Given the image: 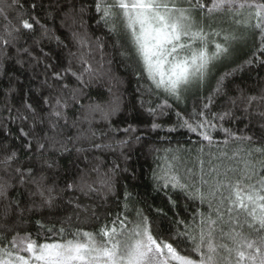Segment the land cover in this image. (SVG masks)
<instances>
[{
  "label": "snow or ice",
  "instance_id": "snow-or-ice-1",
  "mask_svg": "<svg viewBox=\"0 0 264 264\" xmlns=\"http://www.w3.org/2000/svg\"><path fill=\"white\" fill-rule=\"evenodd\" d=\"M20 7V0H5L0 5V17L7 21L5 35L0 36V49L5 54L9 47H16L21 29L31 34L35 25L43 30L45 38L63 45L37 16L22 19L28 15L26 11L16 13L19 27L11 25L9 16ZM42 7L43 0H33L30 5L32 10ZM92 8L99 17L97 24L102 23L114 38L113 47L118 49V54L133 60L137 79L147 81L146 85H141L144 92L140 104L153 117L150 129H163L164 125L157 123V119L174 115L175 121L167 129L169 133L183 130L198 137L197 141L189 137L192 147L152 149L157 153L153 189L164 193L173 217H168L163 208L150 207L154 215L146 214L138 196L127 187L123 199L117 198L121 211L115 214L97 215L95 209L82 204L81 196L91 198L102 192L115 195L113 175L119 165L107 171H102L99 164L78 168L77 174L65 179L63 188H59L55 180L49 183V177L44 174V167L52 169L56 165L54 160L43 159L45 153L71 151L67 146L69 141L73 144L87 141L88 147H76L75 151L88 153L112 149L113 143L125 146L133 140L137 143L141 140V136L135 135L137 129L129 125L122 130L126 139L95 142L98 137L92 124L96 114L107 123L110 132L121 131L111 123V118L121 111L118 96L106 105L88 106L79 119L86 121L89 127L81 129L75 141L72 137H63L61 121L67 126L68 109L84 107L80 103L83 89L70 88L65 78L70 76L78 84L87 86L104 74L103 63L94 65L92 62L94 51L103 52V38L96 37L93 41L87 32L79 30L83 28L84 15ZM216 17L220 18V24L230 26L215 27ZM61 26L68 27L77 50L68 53L71 59L66 67L51 73L53 84H49L48 79L43 82L51 90L50 95L41 97L49 109L47 131L42 136L29 138L28 132L20 130L25 139L21 149L31 154L30 160L32 156L43 159V165L37 172L31 165L20 164L17 150L0 148L3 153L0 156V200L7 201L5 218L12 208L18 209L22 218L23 213L31 209L21 208L18 199L9 200L8 193L15 184L30 185V196L39 197L38 204L32 201L33 208H57L58 202L67 196L64 203L73 212L59 221V227L36 220L38 230L34 234L26 230L22 233L17 224L0 225V264H264V90L259 96L245 95L240 90L239 96L230 98L231 106L226 110L211 111L216 97L226 94V81L231 76L246 67L264 66V0H210V3L205 0H93L92 5L70 7L64 13ZM250 44L248 59L221 74L211 92L197 96L188 111L189 94L194 90L202 91L217 65L231 62L238 48L247 49ZM16 52L37 59L28 48L16 47ZM48 55L44 54L46 58ZM52 67L45 65L46 69ZM25 108L35 117L36 110L31 104L25 103ZM236 110L245 114L249 124L251 117H259L258 136L238 134L224 127L225 121L238 119ZM39 122L44 124L45 118H39ZM77 123L73 121L72 126L76 127ZM249 124L245 125L246 129ZM216 131L224 133L222 141L214 140L212 133ZM107 134L101 132L99 138ZM193 149L197 168L187 167L181 155ZM84 160L88 161L87 155ZM170 192L199 202L200 207L191 213V219H184L174 211L179 204ZM205 205L206 211L202 210ZM82 215L85 221L94 222L90 230L80 225ZM156 217L167 218L168 226L161 227Z\"/></svg>",
  "mask_w": 264,
  "mask_h": 264
},
{
  "label": "trees",
  "instance_id": "trees-1",
  "mask_svg": "<svg viewBox=\"0 0 264 264\" xmlns=\"http://www.w3.org/2000/svg\"><path fill=\"white\" fill-rule=\"evenodd\" d=\"M5 0H0V5L4 4ZM33 0H20L21 7L16 9L9 16L11 25L20 26V19L17 18L16 13L20 11L28 12L22 19H29L30 16H37L42 24H45L48 29L58 36L63 45H58L55 39L45 38L42 34V29L39 25H35V31L28 34L26 30L21 29V35L16 47L28 48L33 57L31 59L23 52L19 55L16 52V47H9L5 54L3 49H0V148H10L17 150L20 155V164L27 167L31 165L39 172L43 165V159L54 160L56 165L52 169L44 167V174L49 177V183L55 180L59 188H63L65 179H68L77 174L78 168L92 167L99 164L102 171L112 169L114 165H119V169L114 173V188L115 195L99 193L94 194L91 198L80 197L81 203L89 205L91 209H95L97 215H103L108 212L113 214L121 211L120 204L117 198L123 199L124 188L134 195L138 196L141 201L140 206L145 209L146 214L154 215L150 211L155 208H163L168 217H173V211L169 210L167 200L163 192H156L153 189V169L157 166L155 157L157 153L152 151L155 148H176L192 147L189 142V137L192 141H197L198 137L194 134H189L186 131H178L169 133L167 131L174 121L175 116H162L157 119V123L164 125L161 130L152 131L150 125L153 117L149 116L144 108L141 107V93L144 89L141 85H146L147 81L138 80L136 77L137 66L133 60L122 58L118 54V49L113 47L114 38L110 36L105 26L97 24L99 18L94 11L90 9L83 17V28L81 31L87 32L94 41L96 37H102V42L105 47L103 52L94 51L93 64L103 63L102 72L104 73L99 79L93 80L87 86L80 85L72 77H66L65 83L70 85V88L81 87L83 89V96L80 103L84 106H71L67 111L68 123L64 126L63 121L61 125L64 128L63 137H72L73 141L79 134L81 129H88L89 125L86 121H81L83 113L87 112L89 105L94 104H108L114 97L118 96L121 103V111L111 118L113 128L120 129L119 132H110L106 122L100 119L99 114H96L92 124V128L97 132L96 143H111L126 139L125 133L122 131L129 125H133L137 131L135 135L141 136L139 143L134 140L125 146H120L113 143L112 149L99 150L88 153H77L76 147H88V142L81 140L73 144L69 141L67 146L71 151L60 152L53 150L46 152L42 160H37L35 156L29 157L30 153L21 149L22 143L25 142L21 134V129L29 133V138L35 136H42L47 131V116L49 109L41 101L42 96H48L51 90L43 83L48 79L49 84H53L51 73L53 71H60L63 67L67 66V61L71 59L68 53L75 52L77 49L74 46L67 26L62 27V19L64 13L72 6L77 9L82 5H92L93 0H43V7L32 10L30 5ZM205 3H210V0H205ZM31 22V21H30ZM7 21L0 17V36L5 35L4 25ZM70 23V21H69ZM64 45H67L65 47ZM42 49V51H41ZM245 52L248 55H245ZM49 54L47 58L44 54ZM251 54V44L249 48L244 49L235 59L231 62L218 67L216 72L213 73L207 86L202 91H194L187 97V109L191 110L197 96H207L213 87H215L216 79L226 71L236 68L244 60L248 59ZM103 57V60H101ZM22 60L23 63H17ZM111 61V63H108ZM46 64L53 65L52 68H45ZM11 89V91H10ZM111 89V91H109ZM138 89H140L138 91ZM240 90H243L245 95L259 96L264 90V66L246 67L243 71L236 72L226 81V88L224 95L216 97V103L212 108V112H220L226 110L231 105L229 104L230 98H235L240 95ZM145 99L148 97L145 96ZM154 99V98H153ZM25 103L31 104L35 111L33 114L25 108ZM180 110H184L181 105ZM235 116L238 119L234 121H225L224 127L230 128L238 134L251 135L255 133L257 136L260 134L259 124L261 123L259 117H251V124L245 118L242 111L236 110ZM23 117H27L25 120ZM44 117L45 123L40 124L39 118ZM73 121H78L77 126L73 127ZM35 123V127L33 124ZM249 124L246 129L245 125ZM101 132H107V136L99 138ZM215 141H222L224 133L216 131L212 133ZM168 137V139H162ZM60 139V137H58ZM206 143V142H205ZM198 147V145H196ZM58 147V146H57ZM215 149H213L214 151ZM208 149L205 148V152ZM162 154V153H161ZM3 153L0 152V156ZM88 156V161L84 160V156ZM187 161V167L197 168L198 164L195 160L196 152L193 149L191 153H181ZM127 157V159H125ZM207 161L208 157H204ZM207 167V165H206ZM127 169V171H124ZM2 174V173H0ZM30 185H19L9 190L8 199L20 201V207L26 210L21 218L18 215V209L12 208L9 210L7 218L4 217V206L6 200H0V225L7 223L9 226L13 224L20 225V230L35 233L38 230L35 224L36 220H42L46 224H56L59 227V221L65 216L72 214L73 209L67 206L64 201L58 202V207L54 209L40 208L32 206V201L35 200L39 203V197H32L29 194ZM172 198L178 201L179 207L174 211L180 214L184 219H191V213L196 208L200 207L197 201L185 200L183 195H177L170 192ZM77 195H79L77 193ZM107 195V199L104 196ZM207 210L206 205L202 209ZM161 227L168 226V219L161 220L156 217ZM75 219L73 224H75ZM94 222L85 221L82 215L80 225L85 229L90 230Z\"/></svg>",
  "mask_w": 264,
  "mask_h": 264
},
{
  "label": "rangeland",
  "instance_id": "rangeland-1",
  "mask_svg": "<svg viewBox=\"0 0 264 264\" xmlns=\"http://www.w3.org/2000/svg\"><path fill=\"white\" fill-rule=\"evenodd\" d=\"M216 19V21H217V23L214 25L215 27H224V28H228L230 25L229 24H220L219 23V21H220V18L219 17H216L215 18ZM244 49H242V48H238V50H237V52L234 54V56H233V58H232V60L233 59H235L242 51H243ZM227 62H225V63H223V64H219V65H217V67H216V69L214 70V72H216V70L218 69V67H220V66H222V65H224V64H226ZM212 78V77H211ZM194 91H196V90H194ZM193 91V92H194Z\"/></svg>",
  "mask_w": 264,
  "mask_h": 264
}]
</instances>
